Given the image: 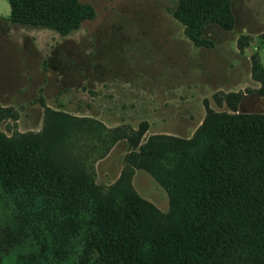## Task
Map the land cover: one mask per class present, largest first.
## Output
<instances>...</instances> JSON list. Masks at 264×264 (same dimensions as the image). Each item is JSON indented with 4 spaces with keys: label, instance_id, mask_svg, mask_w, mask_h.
Listing matches in <instances>:
<instances>
[{
    "label": "rangeland",
    "instance_id": "1",
    "mask_svg": "<svg viewBox=\"0 0 264 264\" xmlns=\"http://www.w3.org/2000/svg\"><path fill=\"white\" fill-rule=\"evenodd\" d=\"M79 1L93 6V19L60 34L13 23L0 0V139L36 141L50 170L100 195L127 187L170 218L173 197L142 151L176 163L181 149L205 152L212 126L264 116V0H231V28L212 22L201 31L175 16L177 0ZM1 202L0 232L16 213ZM47 204L19 202L0 264H81L76 217ZM43 239L54 245L47 261L36 244Z\"/></svg>",
    "mask_w": 264,
    "mask_h": 264
},
{
    "label": "trees",
    "instance_id": "2",
    "mask_svg": "<svg viewBox=\"0 0 264 264\" xmlns=\"http://www.w3.org/2000/svg\"><path fill=\"white\" fill-rule=\"evenodd\" d=\"M7 1L13 23L60 34L95 13L79 0ZM230 1L177 0L174 14L196 31L212 22L229 29ZM207 139L204 153L181 149L183 160L176 157V163L161 152L142 151L145 169L173 197L169 220L156 216L127 187L100 195L80 177L50 170L49 154H35L36 141L0 139V201L16 205L0 232V246L14 239L19 202L39 197L49 209L55 204L56 212L76 217L70 221L80 236L75 257L81 264H264V116L220 122ZM40 243L39 256L47 261L55 255L54 245Z\"/></svg>",
    "mask_w": 264,
    "mask_h": 264
}]
</instances>
